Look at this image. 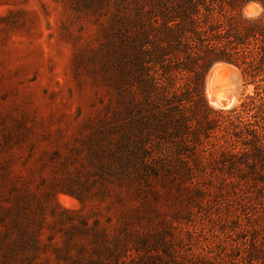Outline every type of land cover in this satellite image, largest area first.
<instances>
[{"label": "rangeland", "instance_id": "obj_1", "mask_svg": "<svg viewBox=\"0 0 264 264\" xmlns=\"http://www.w3.org/2000/svg\"><path fill=\"white\" fill-rule=\"evenodd\" d=\"M263 11L260 0H0V241L19 205L25 227L42 219L44 241L63 245L72 224L58 202L102 264H264V184L235 182L246 166L229 175L220 160L253 162L264 112L240 130L234 110L255 84L215 61L199 102L194 73L179 69L206 66L216 38L244 39ZM53 245L31 264H57Z\"/></svg>", "mask_w": 264, "mask_h": 264}, {"label": "trees", "instance_id": "obj_2", "mask_svg": "<svg viewBox=\"0 0 264 264\" xmlns=\"http://www.w3.org/2000/svg\"><path fill=\"white\" fill-rule=\"evenodd\" d=\"M184 1V0H182ZM187 1V0H185ZM189 1V0H188ZM264 7V0H260ZM245 29H246V37L244 39H237L235 41H226L223 42L220 38H216L214 40V48L212 51L207 52L209 55V62H206V66H202L200 62H193V58H190L186 61H183L179 64V69L183 68L181 71L185 69H190L194 73L191 81L192 92L190 94H194L198 96L199 102H205V80L210 66L215 61H224L232 64H236L243 70V74L245 77L250 79V82L255 84L256 87V95L249 97V103H245L241 108H235V115L239 122L240 130H242L241 124H243V117L246 114H249L251 110H257L264 112V11L263 13L255 18L245 19ZM198 35V34H196ZM188 60H190L188 62ZM169 67V65H168ZM168 71L170 72V77L168 78V84L173 86L174 91L182 92L177 86L176 77L174 79V73L169 67ZM176 70L177 67H174ZM172 71V72H171ZM176 72V71H175ZM173 79V80H172ZM185 83L183 82L181 87L185 88ZM179 94V93H178ZM181 96V95H180ZM176 99L179 98L176 97ZM181 99V98H180ZM206 119V118H205ZM198 130L204 128V122L202 119L198 118ZM193 132L194 135L198 134V132ZM249 133V132H248ZM253 145L254 146V155L253 162L250 163L248 157H239L235 154H222L221 163L227 166V174L231 175L235 171L234 169L241 168L246 166L244 169L237 170L239 175L235 177V182H256L264 184V128L263 131L258 130L257 128L253 130L252 133ZM138 147L141 148L143 141H138ZM147 145V144H146ZM154 154L152 153V156ZM158 158V163L161 167L168 170L172 173L180 174L178 168L174 166L176 163L171 160L164 162L163 159H160L159 156H153ZM255 159V160H254ZM193 163L197 166H200L204 161L202 157L196 156L193 158ZM188 167L187 163H184ZM263 167V168H262ZM262 170H259V169ZM188 171L189 169L186 168ZM203 173H206V171ZM224 174V173H223ZM234 175V174H233ZM71 191V189L67 190ZM53 193V192H52ZM55 192L48 196L52 200L55 199ZM56 209L61 210L65 214L68 215V218H64V221L67 219L71 221L72 227L68 231H66V236L64 238L63 245H53V243H46L43 239L42 234L40 233L41 228L43 227V220L38 219L36 222V226L31 230L24 226L21 223L19 217V205L14 210L17 218L13 221V227H15L16 231L12 227H5L3 229V237L0 241V254L3 252V261L1 264H31L35 262L37 259L42 261L41 254L47 252V248L49 244L54 246V253L57 264H102V249L101 246H95L92 250V253L87 245L80 239H77L75 229L78 228L75 219L72 218V211L63 208L58 202L54 206ZM71 215V216H70ZM6 216H3V223H6ZM32 222V220H30ZM32 224V223H31ZM85 230L88 229V226L84 227ZM100 233V232H99ZM102 235H97V238H106V232H101ZM73 248L77 251L74 252ZM40 256V258H38ZM116 259L120 261V257L116 254ZM51 256H46L44 259L46 262L51 261ZM43 263V262H39Z\"/></svg>", "mask_w": 264, "mask_h": 264}, {"label": "bare ground", "instance_id": "obj_3", "mask_svg": "<svg viewBox=\"0 0 264 264\" xmlns=\"http://www.w3.org/2000/svg\"><path fill=\"white\" fill-rule=\"evenodd\" d=\"M220 71H221V65H217V66L215 67V69H214L213 76H211V85H210V87H211V92H212L213 94H214L215 91L217 90V89H216V80H217V78H218V76H219V72H220ZM223 82H224V81H223ZM225 86H226V85L222 84V87L220 88V91H218L217 94L215 93V95L213 96V100H214L215 102H221V101H222L221 97H222V95L224 94V93H223L224 90L226 89ZM225 96H226V95H225ZM232 96H234V94H232L231 96H228V95H227L228 98H231Z\"/></svg>", "mask_w": 264, "mask_h": 264}, {"label": "water", "instance_id": "obj_4", "mask_svg": "<svg viewBox=\"0 0 264 264\" xmlns=\"http://www.w3.org/2000/svg\"><path fill=\"white\" fill-rule=\"evenodd\" d=\"M213 73H214V71L212 72V76H213Z\"/></svg>", "mask_w": 264, "mask_h": 264}]
</instances>
